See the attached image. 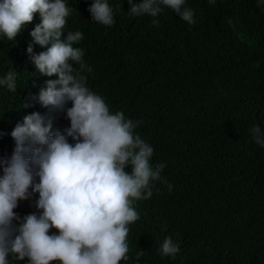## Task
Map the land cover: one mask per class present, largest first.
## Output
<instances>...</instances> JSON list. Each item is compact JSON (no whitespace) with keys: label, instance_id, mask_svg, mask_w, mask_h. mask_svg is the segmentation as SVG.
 Returning <instances> with one entry per match:
<instances>
[{"label":"trees","instance_id":"16d2710c","mask_svg":"<svg viewBox=\"0 0 264 264\" xmlns=\"http://www.w3.org/2000/svg\"><path fill=\"white\" fill-rule=\"evenodd\" d=\"M107 2L112 26L76 19L92 69L87 87L105 96L111 113L142 121L135 132L153 146V165L166 164L152 197L134 202L140 218L129 225V259L120 264H264V147L250 133L254 125L264 131V4L185 0L194 25L164 7L157 26L129 15L128 0ZM77 9L85 13L82 1ZM31 31L15 40L0 34V79L17 73L15 92L0 85L3 160L24 106L44 107L27 48H47ZM38 198L33 193L15 212L39 215ZM168 236L179 245L175 256L161 255Z\"/></svg>","mask_w":264,"mask_h":264},{"label":"clouds","instance_id":"9594fccd","mask_svg":"<svg viewBox=\"0 0 264 264\" xmlns=\"http://www.w3.org/2000/svg\"><path fill=\"white\" fill-rule=\"evenodd\" d=\"M80 1L85 13L77 9ZM128 2L129 15L150 16L153 25H159L164 7L196 23L185 0ZM76 19L115 23L107 0L91 5L87 0H0V34L15 40L29 27L33 43L47 48L39 54L31 44L27 48L45 87L38 96L44 107L29 113V105L24 106L5 146L7 160L0 159V264L127 261L129 225L140 218L134 202L152 197L153 182L162 179L166 167L153 165V146L135 132L142 121L126 118L123 111L111 113L105 96L87 87L92 69L84 61ZM16 80L17 73L9 71L0 85L15 92ZM250 133L264 147L261 127L254 125ZM33 193L39 194L40 214L21 218L15 209L26 208L22 203ZM179 250L168 236L160 251L175 256ZM144 255L141 249L135 259Z\"/></svg>","mask_w":264,"mask_h":264}]
</instances>
